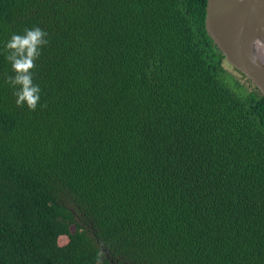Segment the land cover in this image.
<instances>
[{"label":"trees","instance_id":"16d2710c","mask_svg":"<svg viewBox=\"0 0 264 264\" xmlns=\"http://www.w3.org/2000/svg\"><path fill=\"white\" fill-rule=\"evenodd\" d=\"M207 1L0 0V264H264V96ZM33 26L29 110L3 43Z\"/></svg>","mask_w":264,"mask_h":264},{"label":"water","instance_id":"95a60500","mask_svg":"<svg viewBox=\"0 0 264 264\" xmlns=\"http://www.w3.org/2000/svg\"><path fill=\"white\" fill-rule=\"evenodd\" d=\"M205 21L226 62L264 96V0H208Z\"/></svg>","mask_w":264,"mask_h":264},{"label":"clouds","instance_id":"9594fccd","mask_svg":"<svg viewBox=\"0 0 264 264\" xmlns=\"http://www.w3.org/2000/svg\"><path fill=\"white\" fill-rule=\"evenodd\" d=\"M47 33L38 26L25 27L21 33H12L3 43V55L13 75L6 83L13 90L15 104L35 110L41 96L40 86L33 82L32 69L48 43Z\"/></svg>","mask_w":264,"mask_h":264},{"label":"rangeland","instance_id":"374dc122","mask_svg":"<svg viewBox=\"0 0 264 264\" xmlns=\"http://www.w3.org/2000/svg\"><path fill=\"white\" fill-rule=\"evenodd\" d=\"M225 66L248 89L252 88V84L250 83V81L246 77H244L239 71H237L234 67L229 65L227 62L225 63ZM72 230H74V227H72ZM61 241L64 242L65 241V237H61Z\"/></svg>","mask_w":264,"mask_h":264}]
</instances>
